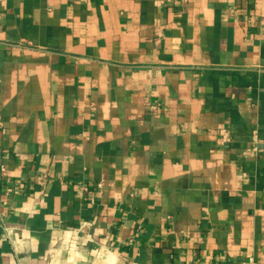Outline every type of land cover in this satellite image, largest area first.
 Masks as SVG:
<instances>
[{
    "label": "crops",
    "instance_id": "0c3cea01",
    "mask_svg": "<svg viewBox=\"0 0 264 264\" xmlns=\"http://www.w3.org/2000/svg\"><path fill=\"white\" fill-rule=\"evenodd\" d=\"M0 264H264V0H0Z\"/></svg>",
    "mask_w": 264,
    "mask_h": 264
},
{
    "label": "built area",
    "instance_id": "2783aa9c",
    "mask_svg": "<svg viewBox=\"0 0 264 264\" xmlns=\"http://www.w3.org/2000/svg\"><path fill=\"white\" fill-rule=\"evenodd\" d=\"M248 260H249V261H252V260H253L252 256H249V257H248Z\"/></svg>",
    "mask_w": 264,
    "mask_h": 264
}]
</instances>
